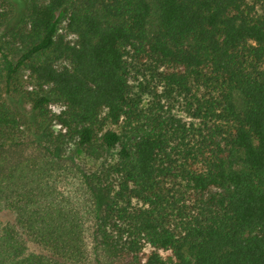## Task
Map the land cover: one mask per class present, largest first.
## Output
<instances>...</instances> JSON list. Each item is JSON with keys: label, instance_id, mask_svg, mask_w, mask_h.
I'll return each mask as SVG.
<instances>
[{"label": "trees", "instance_id": "trees-1", "mask_svg": "<svg viewBox=\"0 0 264 264\" xmlns=\"http://www.w3.org/2000/svg\"><path fill=\"white\" fill-rule=\"evenodd\" d=\"M15 1L0 264H264V0Z\"/></svg>", "mask_w": 264, "mask_h": 264}, {"label": "rangeland", "instance_id": "rangeland-1", "mask_svg": "<svg viewBox=\"0 0 264 264\" xmlns=\"http://www.w3.org/2000/svg\"><path fill=\"white\" fill-rule=\"evenodd\" d=\"M15 3L16 4H15L14 10H13L14 16L8 24H4V25L0 26V36L7 32L9 27L13 25V23L17 20V17L20 15V13L22 11L21 9H19V7L17 8V6H19V4L16 1H15ZM10 217L11 216L7 212H4L2 215V218L4 220H6L7 218H10Z\"/></svg>", "mask_w": 264, "mask_h": 264}]
</instances>
